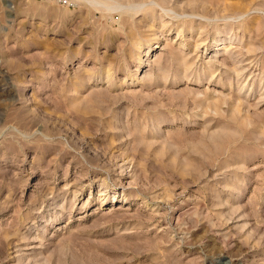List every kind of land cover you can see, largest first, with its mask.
I'll return each instance as SVG.
<instances>
[{"label":"rangeland","instance_id":"obj_1","mask_svg":"<svg viewBox=\"0 0 264 264\" xmlns=\"http://www.w3.org/2000/svg\"><path fill=\"white\" fill-rule=\"evenodd\" d=\"M0 264H264V0H0Z\"/></svg>","mask_w":264,"mask_h":264}]
</instances>
